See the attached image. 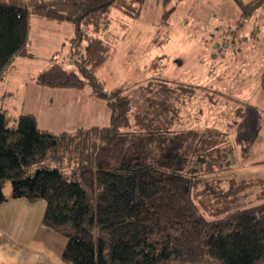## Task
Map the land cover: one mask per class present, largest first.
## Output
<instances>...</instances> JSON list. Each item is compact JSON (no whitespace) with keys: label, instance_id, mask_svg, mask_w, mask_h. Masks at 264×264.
<instances>
[{"label":"trees","instance_id":"16d2710c","mask_svg":"<svg viewBox=\"0 0 264 264\" xmlns=\"http://www.w3.org/2000/svg\"><path fill=\"white\" fill-rule=\"evenodd\" d=\"M143 2L0 0V81L16 56H32L30 16L67 21L74 26L68 42L75 69L53 63L36 81L88 85L110 110L105 125L55 134L38 127L31 112L9 124L0 107V203L45 201L42 223L65 237L64 264H264V176L214 175L194 186L196 176L234 167V144L216 127L170 128L172 101L191 97L198 85L168 79L161 70L148 76L133 105L126 84L106 88L96 75L112 53L111 9L137 18ZM234 2L241 16L264 5ZM174 3L163 0L161 24ZM158 65L152 60L151 69ZM249 188L262 201L230 210Z\"/></svg>","mask_w":264,"mask_h":264},{"label":"rangeland","instance_id":"374dc122","mask_svg":"<svg viewBox=\"0 0 264 264\" xmlns=\"http://www.w3.org/2000/svg\"><path fill=\"white\" fill-rule=\"evenodd\" d=\"M219 17L215 13L204 23L190 17L179 5L166 24L149 23L139 15L132 18L112 8L108 26L112 53L96 75L106 88L126 84L125 92L133 105L148 84V76L161 70L168 79L198 85L191 97L185 93L179 101H172L175 112L170 128L212 126L226 131L235 147V170L250 153L264 123V111L249 102L264 72V9L258 8L249 16L235 15L230 23ZM29 28L32 56H16L0 81V107L7 110L9 124L23 112L33 113L38 127L55 134L107 124L110 110L90 94V86H47L36 81L37 74L53 63L68 71L75 69L69 60L68 42L74 34L73 24L30 16ZM256 28L253 40L251 32ZM248 46L253 48L246 51ZM152 60L159 64L156 71L151 69ZM46 161L47 158L43 160ZM236 173L232 169L204 173L196 176L192 184L201 186L214 175L226 179ZM4 191L9 192L8 183ZM260 201L256 189L249 188L230 210ZM208 260L211 259L200 264H211Z\"/></svg>","mask_w":264,"mask_h":264},{"label":"crops","instance_id":"0c3cea01","mask_svg":"<svg viewBox=\"0 0 264 264\" xmlns=\"http://www.w3.org/2000/svg\"><path fill=\"white\" fill-rule=\"evenodd\" d=\"M174 5L175 9L183 5L190 17L204 23L213 18L215 13L229 23L235 20V15H240V9L234 0H175ZM260 8L264 9V5ZM162 11L163 0H144L139 16L149 23H159ZM256 30L257 28L251 32L253 40L257 37ZM145 33L149 35L150 31ZM252 48V46L245 47L246 51ZM235 49L241 51L240 47ZM262 54L264 55V46ZM262 73L264 72H261V81L250 95L249 102L264 111ZM256 140L251 145L250 153L240 165L235 170L231 168L234 172L237 171L233 178L240 180L264 176V123ZM44 210L43 200L30 202L18 197L0 203V264H64L61 261V254L66 239L43 225Z\"/></svg>","mask_w":264,"mask_h":264}]
</instances>
